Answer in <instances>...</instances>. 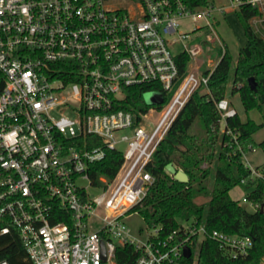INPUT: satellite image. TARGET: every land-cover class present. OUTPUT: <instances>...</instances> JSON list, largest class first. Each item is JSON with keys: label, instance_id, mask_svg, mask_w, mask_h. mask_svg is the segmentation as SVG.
<instances>
[{"label": "built area", "instance_id": "built-area-1", "mask_svg": "<svg viewBox=\"0 0 264 264\" xmlns=\"http://www.w3.org/2000/svg\"><path fill=\"white\" fill-rule=\"evenodd\" d=\"M229 3L264 15V0ZM216 10L183 0H0V236L17 227L30 264H116L125 243L139 252L134 264H182L192 236L197 246L206 237L196 219L160 237L159 228L133 234L127 218L154 182L149 167L160 144L192 94L208 88L225 51ZM182 53L189 56L184 73ZM138 85L151 86L144 94L159 93L158 101L125 108L128 88ZM216 107L221 130L238 143L225 128L237 109L227 97ZM107 150L123 152L121 165L112 177L92 178L90 167ZM245 166L242 183L254 188L264 163ZM240 201L259 208L247 194ZM210 236L232 257L253 246L248 235Z\"/></svg>", "mask_w": 264, "mask_h": 264}, {"label": "trees", "instance_id": "trees-1", "mask_svg": "<svg viewBox=\"0 0 264 264\" xmlns=\"http://www.w3.org/2000/svg\"><path fill=\"white\" fill-rule=\"evenodd\" d=\"M183 1L190 9L214 5L210 0ZM236 14L247 38L245 45L234 60L225 43V51L209 76L208 88L203 90L201 86L192 94L156 151L149 167L154 182L143 200L132 209L143 216L148 227L159 228L160 237L179 228L183 221L196 219L204 222L207 233L199 244L197 264H261L264 259V212L260 211L264 206V180H259L247 194L250 201L259 205L255 211L248 210L230 194L236 186L251 187L250 180L247 184L242 183L250 175L242 156L258 147L264 151V140L258 143L253 139V134L264 122L257 123L249 117L243 120L239 114L227 118L225 128L237 135L236 143L231 134L221 130L216 107V101L225 97L230 82L232 92L240 94L246 111L261 109L264 104V38L256 33L250 22L260 11L255 6L243 3ZM188 60L189 56L185 53L178 57L182 73ZM205 74L208 75L209 71ZM251 77L255 78L256 89L249 85ZM150 87H129L124 107H143L144 93ZM122 160L123 152L107 150L105 158L90 167L91 177L114 176ZM169 163L183 169L189 180L176 179L167 170ZM212 174L213 184L208 202H197L198 198L208 195ZM53 220L68 221L62 216ZM10 227L9 233L0 236V260L5 259L10 264H30L19 230L15 226ZM213 230L251 236L253 246L246 254L232 257L211 238ZM197 238V235L192 236V255L189 258L182 256V264H194ZM138 256L139 252L133 244L117 245L116 264H134Z\"/></svg>", "mask_w": 264, "mask_h": 264}, {"label": "rangeland", "instance_id": "rangeland-1", "mask_svg": "<svg viewBox=\"0 0 264 264\" xmlns=\"http://www.w3.org/2000/svg\"><path fill=\"white\" fill-rule=\"evenodd\" d=\"M210 1L217 3L219 6L227 4L229 2V0H210ZM215 16H216L215 20H216V22H218V24L216 26H217L219 36L221 37V35H222L224 37L231 53L233 54L234 60H236L238 55H239L240 48L242 46H244L246 41H247L243 26H242V24H241V22L237 16L236 12H228L225 14L224 11L219 8V10L215 11ZM263 18H264V15L259 14L255 18L252 19V24H253L252 26H254L253 28L255 30H257L259 32V34L262 36H264ZM184 25L190 26L191 23L188 20H186ZM203 37L204 36L201 33L200 36L196 37L195 41H200V40H202ZM175 48L177 49V46ZM215 51H216L215 49H212L210 54H211V57L215 61H217L219 57L216 53L217 51L216 52ZM206 54H208V52ZM204 58H206V57L204 55H201L200 57H198L197 62H201ZM195 64L196 63L193 61L192 67L195 68ZM208 66L209 65L205 61L202 64L200 70L204 71L205 69L208 68ZM154 96L160 97V94L159 93H157V94L156 93H146V94H144V99L146 101H148L149 99H151ZM225 97L230 99L233 106L237 109L239 116L243 120H246L249 117V118H252L253 120H255L257 123H263L264 122V104L262 105L261 109L253 108L249 111H246V109L244 108V105L242 103V100L240 98V94L238 92H232V83L231 82L228 85ZM253 139L258 143L264 140V125L253 134ZM121 148L124 149L125 144H121ZM242 161L247 166L249 164H251L252 166L263 164L264 163V151H263L262 147H258L255 150L245 154L242 158ZM247 161H249V163H247ZM213 172H214V168H213ZM212 184H213V174L209 178L208 195L206 197L198 198L197 202L204 203V204H206L208 202V200L210 198V194H211ZM250 190H251V188L246 189V188L241 187V186H236L230 191V194L232 195L233 198H235L237 200H241V198L244 195L248 194L250 192ZM99 192H100V190H98V189L92 190L93 194H98ZM244 205L248 208V210L253 211L252 207H250L248 204L247 205L244 204ZM127 223L130 226L132 233L137 235V236L141 235V234L146 235L148 232L152 231V229H153V228H150L147 226L145 219L143 218V216L139 212H134L133 214H131L127 218ZM197 248H199V244H198Z\"/></svg>", "mask_w": 264, "mask_h": 264}, {"label": "water", "instance_id": "water-1", "mask_svg": "<svg viewBox=\"0 0 264 264\" xmlns=\"http://www.w3.org/2000/svg\"><path fill=\"white\" fill-rule=\"evenodd\" d=\"M249 85L252 89H256V81L254 77L249 78ZM159 97H152L151 99H149L147 102L149 104H153L155 102L158 101ZM167 170L178 180L180 181H188L189 180V176L188 174L183 170V169H178L176 168L172 163H169L167 166ZM261 212H264V206L262 205L261 207ZM102 252H103V257L106 258V252L104 249V244L102 242ZM184 256L189 258L192 255V248L190 246H185L184 247Z\"/></svg>", "mask_w": 264, "mask_h": 264}, {"label": "crops", "instance_id": "crops-1", "mask_svg": "<svg viewBox=\"0 0 264 264\" xmlns=\"http://www.w3.org/2000/svg\"><path fill=\"white\" fill-rule=\"evenodd\" d=\"M213 4H214V6L216 7V8H222V10L224 11V13L226 14V13H228V12H236V8H234V7H232V6H230L229 4V2L227 3V4H224V5H221V6H219L217 3H215V2H212ZM253 18H255V17H253ZM253 18H251L250 19V22H251V24H252V19ZM253 25V24H252ZM254 27V26H253ZM255 30V29H254ZM256 31V33L258 34V35H260L259 34V32L257 31V30H255ZM221 35V34H220ZM261 37H263L264 38V36H262V35H260ZM221 37L223 38V40L225 41V39H224V37L221 35ZM225 43H226V41H225ZM227 44V43H226ZM230 100V99H229ZM231 102V101H230ZM231 104H232V102H231ZM233 105V104H232ZM232 196V195H231Z\"/></svg>", "mask_w": 264, "mask_h": 264}, {"label": "bare ground", "instance_id": "bare-ground-1", "mask_svg": "<svg viewBox=\"0 0 264 264\" xmlns=\"http://www.w3.org/2000/svg\"><path fill=\"white\" fill-rule=\"evenodd\" d=\"M98 211H99L100 213H103V214L108 213V211L105 210V209H103V208H99Z\"/></svg>", "mask_w": 264, "mask_h": 264}]
</instances>
